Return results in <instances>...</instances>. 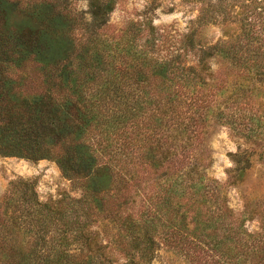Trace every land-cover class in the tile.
I'll list each match as a JSON object with an SVG mask.
<instances>
[{"label": "trees", "instance_id": "16d2710c", "mask_svg": "<svg viewBox=\"0 0 264 264\" xmlns=\"http://www.w3.org/2000/svg\"><path fill=\"white\" fill-rule=\"evenodd\" d=\"M119 1L0 0V156L54 162L82 192L42 202L35 180L11 182L0 264H151L161 248L264 264V199L238 214L228 196L264 171V0H187L201 12L175 40L151 18L110 32ZM215 125L255 147L226 183L209 173Z\"/></svg>", "mask_w": 264, "mask_h": 264}, {"label": "rangeland", "instance_id": "374dc122", "mask_svg": "<svg viewBox=\"0 0 264 264\" xmlns=\"http://www.w3.org/2000/svg\"><path fill=\"white\" fill-rule=\"evenodd\" d=\"M150 0H120L116 10L109 19L110 32L119 33L130 22H139L145 18H151L154 25L160 28L170 38H178L180 34L187 33L196 24L201 12V5L187 0H163L157 9L152 8ZM79 11L88 10L87 1L76 4ZM208 40L215 44L221 41L223 30L219 26H207L203 29ZM82 36V33H79ZM213 68L216 71H225V66L215 60ZM209 146L211 149L213 164L210 175L221 183H226L229 171L235 167L232 154L252 150L255 147L239 138L234 132L223 126L215 125L209 134ZM17 180H35L36 191L42 202H58L66 194L79 198L82 192L72 181L66 178L56 163L44 160L31 162L24 159L0 156V204L9 193L10 184ZM230 207L241 213L247 200L255 196L264 199V171L257 168L246 182L238 187L228 189ZM247 227L251 232L260 231V222H248ZM115 230L111 227V232ZM151 264H185L178 261L161 248Z\"/></svg>", "mask_w": 264, "mask_h": 264}]
</instances>
